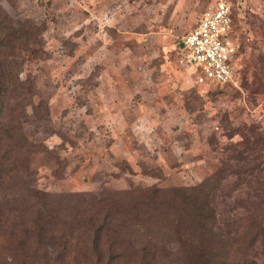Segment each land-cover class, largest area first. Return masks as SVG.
Segmentation results:
<instances>
[{
	"label": "rangeland",
	"instance_id": "1",
	"mask_svg": "<svg viewBox=\"0 0 264 264\" xmlns=\"http://www.w3.org/2000/svg\"><path fill=\"white\" fill-rule=\"evenodd\" d=\"M213 2L0 0L41 32L40 57L18 51L32 106L49 112L42 130L27 107L23 130L37 143L38 190L90 200L216 176L218 231L235 241L264 220V0H233L236 80L207 87L180 63V45ZM247 258L264 264V238Z\"/></svg>",
	"mask_w": 264,
	"mask_h": 264
},
{
	"label": "trees",
	"instance_id": "2",
	"mask_svg": "<svg viewBox=\"0 0 264 264\" xmlns=\"http://www.w3.org/2000/svg\"><path fill=\"white\" fill-rule=\"evenodd\" d=\"M40 36L38 28L12 19L0 6L2 264H258L247 256L264 238V220L252 222L235 241L218 231L216 176L166 194L111 192L90 200L52 196L34 186L28 157L37 143L23 133L27 107L42 130L49 112L41 101L32 106L36 93L19 77L18 51L40 57Z\"/></svg>",
	"mask_w": 264,
	"mask_h": 264
},
{
	"label": "built area",
	"instance_id": "3",
	"mask_svg": "<svg viewBox=\"0 0 264 264\" xmlns=\"http://www.w3.org/2000/svg\"><path fill=\"white\" fill-rule=\"evenodd\" d=\"M233 0H214L198 23L182 38L180 63L202 86L236 80L239 46L234 36Z\"/></svg>",
	"mask_w": 264,
	"mask_h": 264
},
{
	"label": "water",
	"instance_id": "4",
	"mask_svg": "<svg viewBox=\"0 0 264 264\" xmlns=\"http://www.w3.org/2000/svg\"><path fill=\"white\" fill-rule=\"evenodd\" d=\"M183 48V46L182 45H180V49H182Z\"/></svg>",
	"mask_w": 264,
	"mask_h": 264
}]
</instances>
